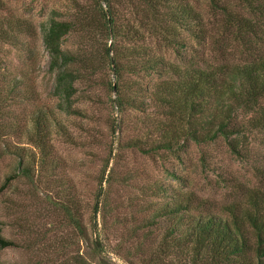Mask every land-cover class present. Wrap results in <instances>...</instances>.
Instances as JSON below:
<instances>
[{"label":"rangeland","instance_id":"374dc122","mask_svg":"<svg viewBox=\"0 0 264 264\" xmlns=\"http://www.w3.org/2000/svg\"><path fill=\"white\" fill-rule=\"evenodd\" d=\"M4 1L10 14L32 24L35 36L26 42L34 62L24 66L23 72L17 68L22 63L17 54L4 48L6 61L14 69L6 76L12 80L7 89L17 81L24 87L20 85L0 103V127L24 121L37 110L44 112L49 154L42 169H31L33 184L16 176L17 158L0 159V186L13 177L0 192L1 234L12 242L0 250V264H190L186 248H177L169 238L163 240L166 222L155 219L157 209L177 193H193L215 207L243 204L252 191L264 194V132L251 136L241 158L230 153L221 138L199 144L180 142L176 149L158 150L162 108L144 99L143 112L132 109L119 116L109 88L115 78L104 54L110 39L96 24L92 0ZM72 1L86 8L92 21L61 43L62 50L88 63L84 78L73 86L67 110L54 93V76L48 71L40 31L51 9L59 11L61 19L72 20ZM110 1L118 23L132 25L142 35L131 43L144 53L143 59L174 65L189 59L214 69L249 61L257 47L264 45L261 19L255 38L259 40L250 53L235 28L228 27L218 7L251 17L238 0H214L215 5L210 0H173L189 4L200 15L204 33L197 34L198 39L190 31L199 27L192 25H162L155 32L146 20L149 8L139 0ZM124 43L120 40L119 45ZM22 141L12 133L0 141V150ZM65 208L78 219L83 236L69 223Z\"/></svg>","mask_w":264,"mask_h":264},{"label":"trees","instance_id":"16d2710c","mask_svg":"<svg viewBox=\"0 0 264 264\" xmlns=\"http://www.w3.org/2000/svg\"><path fill=\"white\" fill-rule=\"evenodd\" d=\"M139 1L149 8L146 20L155 32L162 29V25L170 28L192 25L199 27L198 31L189 30L195 39L200 38L197 34L204 33L200 29L203 27L200 15L189 4H178L173 0ZM210 1L215 5L214 0ZM238 1L247 9L250 18L224 7L218 8L228 27L235 28V34L250 53L256 49L259 40L255 39L258 20L264 23V0ZM70 3L74 12L72 20L61 19L59 11L51 9L40 31L41 45L49 58L48 71L54 76V93L65 102L67 110H70L75 93L73 86L84 78L88 63L77 54L62 50L61 43L76 29H87L92 21L86 8L75 1ZM92 3L96 24L110 39L104 54L110 59L109 67L115 78L109 88L115 94L113 105L119 116L132 109L143 112L144 99H148L164 110L160 130L157 129L160 132L156 143L158 150L176 149L180 142L199 144L221 138L230 153L236 158L243 157L251 136L264 132V45L257 47L249 61L214 69L200 67L189 59L180 65L162 59H143L144 53L133 44L140 40V32L132 25L118 23V13L110 0H92ZM156 7L164 10L159 13ZM262 28L264 34V25ZM34 36L32 24L10 14L5 1L0 0V103H4L20 85L24 87L17 81L7 89L12 80H7L6 76L14 69L6 61L4 48L9 47L17 54V59L22 61L17 68L23 72L24 66L34 62L26 43ZM120 40L125 43L119 45ZM175 45L182 47L181 43L175 42ZM131 77L137 81H130ZM140 92L142 96H137ZM45 122V113L37 110L24 121L6 122L0 127L1 142L12 133L24 140L12 149L0 150V159L5 156L17 158L16 176L25 178L30 184L34 182L31 169H42L49 154L45 146L49 128ZM24 144L29 146L28 150ZM12 179L5 180L0 192ZM244 200L243 204L215 207L211 201L193 193H177L154 215L155 219L162 218L166 222L163 240L169 238L177 248H186L190 253V264H264V194L252 191ZM65 211L69 223L83 236L84 230L78 219L69 209L65 208ZM11 245L12 242L3 238L0 228V250Z\"/></svg>","mask_w":264,"mask_h":264}]
</instances>
